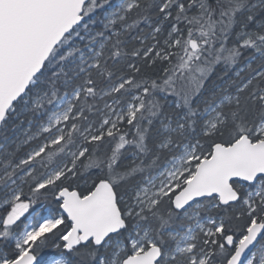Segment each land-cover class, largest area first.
<instances>
[{
	"label": "snow or ice",
	"instance_id": "6c2138e0",
	"mask_svg": "<svg viewBox=\"0 0 264 264\" xmlns=\"http://www.w3.org/2000/svg\"><path fill=\"white\" fill-rule=\"evenodd\" d=\"M0 264H264V0H0Z\"/></svg>",
	"mask_w": 264,
	"mask_h": 264
}]
</instances>
